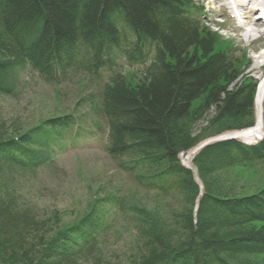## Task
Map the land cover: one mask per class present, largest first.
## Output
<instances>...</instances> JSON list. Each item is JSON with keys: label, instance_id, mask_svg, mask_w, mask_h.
Returning <instances> with one entry per match:
<instances>
[{"label": "trees", "instance_id": "16d2710c", "mask_svg": "<svg viewBox=\"0 0 264 264\" xmlns=\"http://www.w3.org/2000/svg\"><path fill=\"white\" fill-rule=\"evenodd\" d=\"M187 6L188 0H0V96L13 93L16 87L13 74L25 62L42 72L48 81H54L55 70L44 69L45 63L42 62L45 49L57 42L64 45L83 43L81 50L87 48L81 57L96 68L102 56L96 52L98 40L91 39L99 37L97 33L100 34L104 26L100 17L111 9L120 7L125 12L131 34L141 41L140 50L146 47L147 39L159 46L157 57L150 69L141 74V79L131 82L120 75L100 94L109 130V156L119 162L123 171L133 172L137 166L152 169L137 175L139 181H146L148 190L183 200L187 206L183 210L188 211H172L167 218L161 216L157 219L124 197L120 201L105 194L111 202L116 199L123 215L130 213L128 217L139 230L135 249L138 248L140 256L129 259L130 264H154L155 252L159 255L157 264H181L180 261L202 264L199 262L201 252L210 256L222 253L230 259L242 254L241 245L255 254L264 252V231L246 230L244 236L233 231L238 223L264 220L260 218L264 216V182L257 191L240 195L237 193V177L232 175L237 168H253L256 164L252 161L258 159L257 153L264 149V143L259 148L240 150L232 142L213 145L196 157L194 164L205 189L197 212L194 207L199 186L192 173L182 169L177 161L179 152L190 149L202 139L229 130L228 124L241 127L254 123L255 84L243 82L234 91H228L240 75L238 61L225 53L214 52L216 39L211 35L201 37L198 25L183 17ZM37 34L40 41L32 42L30 50L21 52L18 42ZM126 55L128 59L137 60L139 56L144 59L145 52L133 48ZM73 57L77 55L73 54ZM240 96L241 101L238 100ZM212 107L216 115L210 122L213 121L215 128L209 125L201 136L192 138L194 124ZM55 122L44 129L50 127L56 133L61 122ZM19 134L0 143L8 147L19 146L9 160L0 155V264H6L9 258L13 260L11 254L19 248L25 253L35 252L32 264H116L103 253L110 250L105 246V233L109 230L107 219L111 213H105L98 205L78 225L50 236H40L37 227L42 218L41 211L35 203L20 197L22 194L14 183L19 181L22 168H18L16 156L21 150L29 151L32 145L39 144L38 130L30 128ZM40 135L47 139V136ZM153 152L160 158L158 160L172 165V174H178L175 178L165 180L159 173L162 163L155 167L152 161H145ZM203 157L208 165L217 169L202 168L199 159ZM225 166L227 169L231 167L232 173L227 174ZM180 181L185 186L180 185ZM5 194L9 195L8 198ZM211 194L222 195L229 201L228 206L214 202ZM193 210L197 213L199 225L195 223ZM221 220L237 236L238 245L232 237L219 234L215 224ZM89 225H93L95 231L98 229L97 235L95 232L94 236L84 238L83 232ZM62 244L67 252L65 256L50 260L38 254H46ZM194 247L200 252L192 253L190 250ZM232 250L238 252L230 256L228 252ZM181 253L187 256L179 263L176 255L181 257ZM160 254L168 256L162 258Z\"/></svg>", "mask_w": 264, "mask_h": 264}, {"label": "rangeland", "instance_id": "374dc122", "mask_svg": "<svg viewBox=\"0 0 264 264\" xmlns=\"http://www.w3.org/2000/svg\"><path fill=\"white\" fill-rule=\"evenodd\" d=\"M228 27L231 30L236 29L234 22H230ZM214 29L218 30L216 27ZM219 33L226 36L221 40L222 47L226 49L228 46L232 47L239 63L244 64L249 60L248 55L252 58L251 66L247 71L245 70V74L257 76L264 73V70H257L261 66L260 61L264 58V51H258L256 42L252 41L251 45L250 42L239 45L233 39L227 40L232 36ZM241 46L247 49H242ZM245 51H248V54ZM135 74L127 70L126 79L131 82L138 81L140 78ZM26 75V73L21 74L22 86L15 96L0 98V143L15 138L18 133L23 134L30 128L40 126L54 117L73 112L69 110L74 108V102L81 101L87 95L100 90V86L98 85L99 88L96 89L97 84L93 82L85 88L89 78L84 73H80L81 76L76 77L78 80L69 85H64L66 83L53 85ZM133 78L136 80L132 81ZM85 103L76 109L77 113L86 111ZM90 122L89 119V125ZM205 125L206 120L195 123L192 128L194 136H201V130ZM102 144L68 153L61 161L60 169L53 174L48 172L34 179L24 171L19 172V181L14 183L22 194L20 197L23 196L35 203L41 211L42 218L37 227L41 237L71 227L98 205L105 213H110L111 209L112 213L115 211V219H107V224L111 227L109 233L108 231L105 233L107 238L105 246H109L110 249L108 258L112 262L136 258L140 256L138 248L135 249L139 234L137 225L128 217L130 213L123 216L122 208L119 213L107 204L105 194L124 197L144 212L152 213L157 219L161 216L167 218L172 211L180 212L182 209L178 198L166 197L154 190L141 188L134 175L122 172L118 168V162L105 155ZM232 175L237 177L239 187L237 193L240 190L255 192L264 182V169L237 168ZM262 263L264 264V261Z\"/></svg>", "mask_w": 264, "mask_h": 264}, {"label": "bare ground", "instance_id": "6f19581e", "mask_svg": "<svg viewBox=\"0 0 264 264\" xmlns=\"http://www.w3.org/2000/svg\"><path fill=\"white\" fill-rule=\"evenodd\" d=\"M254 1H261L262 4L260 3L259 7L262 9H259L258 7L255 6V9L253 6H251V4L255 3ZM239 6L242 7V9H246L248 11L247 13V18H246V24L245 26H251V25H256L257 22L253 21V14L257 11V14L260 15V17H262V13L264 14V0H241L239 3ZM107 13V14H106ZM104 15H102L100 17V20H102L104 22V26L102 27V31L99 33H97L99 36L96 39H91L92 41H97V48H96V52L98 56H102L101 58H103L105 55L108 56L112 51L121 48L122 46H124L125 42L128 41L129 39V35L131 33L130 30V26H128V23L125 20V12L122 11V9L119 8H115V9H111L108 10V12H106ZM127 23V25H126ZM37 25H35L36 27ZM104 28V29H103ZM108 31H110V33H107ZM129 34V35H128ZM38 35V34H37ZM34 35L31 37H28L29 39L24 41V40H20L18 42V46H20V50L21 52H25L30 50L31 46L30 44L32 42L37 43L38 41H40V36L38 35ZM248 38V35L246 34L245 36L242 35L241 36V41H246ZM135 40V44L132 47L135 48V50L139 49L138 44L141 43V41L136 40V37H134ZM23 41V42H22ZM55 46H51L49 48L45 49V54L43 55V62L42 64L45 63V67L44 69L46 70H55V67H66L64 69H67L69 66L68 64L71 62V55L73 53H78V51L81 48L80 43H77L76 45H74V42L72 44H68V45H64L63 42H57L55 43ZM68 66V67H67ZM71 66V65H70ZM60 69V68H58ZM15 76V73L13 74ZM60 75L61 78L68 82V83H74L75 80H78V78H75L74 76H72L71 74L68 73H64L62 71H60ZM261 82L259 84L258 87V92H257V96H256V101H255V105H256V109H257V120H256V124H250V125H245V126H241L238 127L236 125H230L228 124V129L234 131L233 132H227L224 134V137H228L224 138V137H220V138H216L212 141H205V142H197L195 145H193L190 149L188 150H184L179 152V157L177 155V161L179 162L180 166L182 169L184 170H188L187 168H189L190 172L192 173V175H194L196 181L198 180V176L199 175L197 173V167L195 166V164H193V158L194 156L198 153V149L202 148V149H208L210 147H212L213 145H218V144H226L229 142H232L234 147L237 149H241L244 148L245 146H247V143H251L254 144V148L255 149V142H257L260 137H262L263 134V128L261 127V117H262V106H263V101H264V77L261 78ZM238 92V91H237ZM96 97L99 99L98 104L90 106V108L94 109V110H90L88 109V105L85 107L86 111L84 113H76V112H72V113H68L65 114L63 116V122H67L70 126L81 129L82 127H85L86 129L88 128L87 123H86V118L87 116H89V113L91 112H96L98 114L102 115V119H105L106 115L104 114L103 111V101L102 98L100 97V95L98 94V92L95 93ZM241 96L240 98H238L239 101H241ZM107 114V111H106ZM214 114L216 115V112H214ZM205 119V115L204 117L199 120L202 121ZM215 120V119H214ZM198 121V122H199ZM191 122V121H190ZM189 122V123H190ZM210 127L215 128V124H213V121L210 122ZM208 125V126H209ZM91 127V125L89 126V128ZM191 137L192 138H196L193 133H191ZM199 137V136H198ZM226 140H230V141H226ZM196 142V141H195ZM80 144H83V141H79ZM210 143V144H209ZM264 143V142H263ZM263 143H258L257 148L261 147L263 145ZM206 145V146H205ZM204 146V147H203ZM19 146H14V147H8L5 144H0V155L9 160L12 156H14L16 154V152L18 151ZM246 148V147H245ZM32 149V148H31ZM262 152H264V149L259 151L257 153L258 159L264 163V154H261ZM261 154V155H260ZM31 154H29L28 149L26 150H21V152H19V154H17L16 158H17V164H22L25 162H28L31 160L30 158ZM132 156V154L130 153V157ZM157 154L155 152H153V154L151 156H149L148 158L145 159V161H152L151 164L155 167L160 166V176L163 177L165 180H171L173 178H175V176H177L178 174L174 173L172 174V170L173 167L171 164H169V162H165V160L162 162ZM199 164L201 165L202 168L205 169H217V167H213L212 165H208L207 160L205 157L199 159ZM227 169V166H225V170ZM229 173H232L231 171V167L230 169H227ZM152 171V169H148L145 166H137L134 169V173L136 175H141L145 172H149ZM231 175V174H230ZM232 176V175H231ZM181 183V181H180ZM180 185L185 186V184L182 182ZM199 186V192H198V197H197V203L196 205L200 202L201 198L203 197L204 193H205V189H204V185L203 184H198ZM244 190H240L238 193L240 195H244V194H248L246 191ZM5 196L8 198L9 195ZM211 197L213 198L214 202H216L217 204H220L222 206H228V200H226L225 198H223L222 195H212ZM12 199H14L13 195L11 196ZM179 206H181V209H186V203L183 200H179ZM196 205H195V211H196ZM260 208V207H259ZM188 212L187 210H183ZM194 212L195 215V223L197 225H199V221L197 219V213ZM33 215V213H32ZM36 217V216H35ZM85 218V217H84ZM84 218H81L84 219ZM260 218H264V216H261ZM79 220V221H81ZM79 221L74 224L78 225ZM264 220H260V219H252L249 222L246 223H238L235 227H234V233H237V235H242L244 236L246 233V230L250 231V230H262L264 231ZM216 228H219V234L223 237H232V240L235 242V245H238V241L239 239L237 238L236 235H234L232 232H230V230H228L229 228L226 226V223H224L223 220L218 221L215 224ZM87 231L83 232V237L87 238L91 235H97V230L95 231V227L93 225H89L85 228ZM233 236H232V235ZM94 240H96V238H94ZM100 248V247H99ZM98 248V249H99ZM242 254L238 257H233L228 259L227 255L225 254H219V256H210L207 254H203L201 252V257L202 260H200L199 262H202V264H263L262 262L264 261V252L261 253H256L254 251L249 250L248 248H242V245L240 247ZM103 249V248H102ZM233 249V248H232ZM234 250V249H233ZM229 251V255L231 256L232 254H236L238 251ZM65 244L56 246L53 249L48 250V252L46 254H43L41 252H38L39 255H41L42 258H47L50 260H53L54 258H56L57 256H65L67 254V252H65ZM192 253H197L200 252L199 249H195L191 248L190 250ZM103 252V251H102ZM104 256H106L107 258L110 256V250H106L103 252ZM162 253V252H160ZM156 257H154V264H157V260L159 259V255L158 252L154 253ZM12 259H10V261H7L6 264H32L33 262V257L35 256V252L33 253H25L23 252L20 248L16 250L15 253H12ZM165 257L168 255H161L160 257ZM187 256L186 253H181V257H179L178 255H176V260L179 262L182 259H185V257ZM162 257V258H163ZM161 258V259H162ZM168 258V257H167ZM182 258V259H181ZM226 260L225 263H223ZM181 264H186L184 261H180ZM179 262V263H180ZM60 264V263H59ZM63 264V262L61 263ZM116 264H130L129 259L127 258L126 260H118L116 262ZM190 264H195V262H191Z\"/></svg>", "mask_w": 264, "mask_h": 264}]
</instances>
